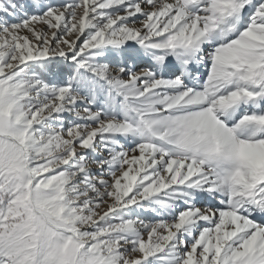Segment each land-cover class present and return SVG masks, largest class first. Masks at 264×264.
<instances>
[{
  "label": "snow or ice",
  "instance_id": "1",
  "mask_svg": "<svg viewBox=\"0 0 264 264\" xmlns=\"http://www.w3.org/2000/svg\"><path fill=\"white\" fill-rule=\"evenodd\" d=\"M0 264H264V0H0Z\"/></svg>",
  "mask_w": 264,
  "mask_h": 264
}]
</instances>
